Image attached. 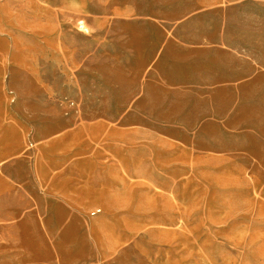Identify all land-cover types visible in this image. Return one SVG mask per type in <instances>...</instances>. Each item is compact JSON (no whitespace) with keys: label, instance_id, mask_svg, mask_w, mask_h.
I'll list each match as a JSON object with an SVG mask.
<instances>
[{"label":"rangeland","instance_id":"rangeland-1","mask_svg":"<svg viewBox=\"0 0 264 264\" xmlns=\"http://www.w3.org/2000/svg\"><path fill=\"white\" fill-rule=\"evenodd\" d=\"M0 264H264V1L0 0Z\"/></svg>","mask_w":264,"mask_h":264},{"label":"crops","instance_id":"crops-1","mask_svg":"<svg viewBox=\"0 0 264 264\" xmlns=\"http://www.w3.org/2000/svg\"><path fill=\"white\" fill-rule=\"evenodd\" d=\"M228 1V4L229 5H236V4H240V3H244V2H248V1H264V0H227ZM11 116H12V118H13V116H15L16 117V119H18V120H24V119H22L20 116H21V114L20 113H17V112H15L14 114H11ZM95 216V215H94Z\"/></svg>","mask_w":264,"mask_h":264},{"label":"clouds","instance_id":"clouds-1","mask_svg":"<svg viewBox=\"0 0 264 264\" xmlns=\"http://www.w3.org/2000/svg\"><path fill=\"white\" fill-rule=\"evenodd\" d=\"M76 30L78 32L83 33L84 35H89L90 34L89 28L85 26V21H83V20H80V21L77 22Z\"/></svg>","mask_w":264,"mask_h":264},{"label":"built area","instance_id":"built-area-1","mask_svg":"<svg viewBox=\"0 0 264 264\" xmlns=\"http://www.w3.org/2000/svg\"><path fill=\"white\" fill-rule=\"evenodd\" d=\"M95 215V214H94Z\"/></svg>","mask_w":264,"mask_h":264}]
</instances>
